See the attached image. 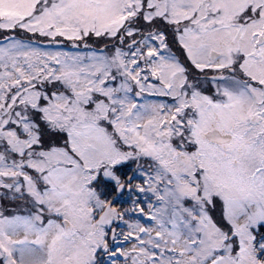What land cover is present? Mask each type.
<instances>
[{
  "label": "snow or ice",
  "instance_id": "6c2138e0",
  "mask_svg": "<svg viewBox=\"0 0 264 264\" xmlns=\"http://www.w3.org/2000/svg\"><path fill=\"white\" fill-rule=\"evenodd\" d=\"M0 264H264V0H0Z\"/></svg>",
  "mask_w": 264,
  "mask_h": 264
}]
</instances>
